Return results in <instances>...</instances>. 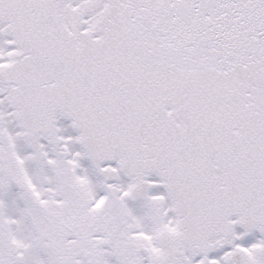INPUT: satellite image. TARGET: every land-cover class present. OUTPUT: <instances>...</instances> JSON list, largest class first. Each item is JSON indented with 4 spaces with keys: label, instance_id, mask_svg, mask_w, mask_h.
<instances>
[{
    "label": "snow or ice",
    "instance_id": "6c2138e0",
    "mask_svg": "<svg viewBox=\"0 0 264 264\" xmlns=\"http://www.w3.org/2000/svg\"><path fill=\"white\" fill-rule=\"evenodd\" d=\"M0 264H264V0H0Z\"/></svg>",
    "mask_w": 264,
    "mask_h": 264
}]
</instances>
